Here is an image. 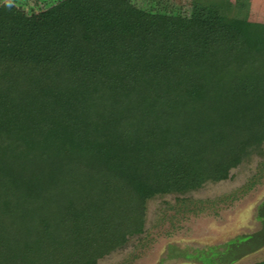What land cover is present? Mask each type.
Returning a JSON list of instances; mask_svg holds the SVG:
<instances>
[{
    "label": "trees",
    "instance_id": "obj_1",
    "mask_svg": "<svg viewBox=\"0 0 264 264\" xmlns=\"http://www.w3.org/2000/svg\"><path fill=\"white\" fill-rule=\"evenodd\" d=\"M143 1L0 3V264H96L260 152L264 29Z\"/></svg>",
    "mask_w": 264,
    "mask_h": 264
},
{
    "label": "rangeland",
    "instance_id": "obj_2",
    "mask_svg": "<svg viewBox=\"0 0 264 264\" xmlns=\"http://www.w3.org/2000/svg\"><path fill=\"white\" fill-rule=\"evenodd\" d=\"M4 0H0V3ZM39 12L55 0H9ZM142 5L143 0H135ZM196 18L221 16L264 29V0H162ZM264 262V143L229 177L145 201L142 231L96 264H257Z\"/></svg>",
    "mask_w": 264,
    "mask_h": 264
}]
</instances>
